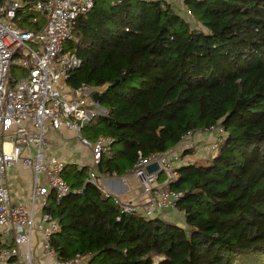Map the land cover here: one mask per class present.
Wrapping results in <instances>:
<instances>
[{
  "label": "trees",
  "instance_id": "16d2710c",
  "mask_svg": "<svg viewBox=\"0 0 264 264\" xmlns=\"http://www.w3.org/2000/svg\"><path fill=\"white\" fill-rule=\"evenodd\" d=\"M34 1L20 9V27L43 26ZM182 4L191 18L170 2L95 0L66 44L82 61L66 82L94 88L106 110L81 131L113 139L99 171L122 175L188 131L223 129L214 153L190 161V148L181 150L177 177L164 185L180 193L184 226L122 212L87 181V167L66 165L69 191L50 192L42 207L59 225L49 240L58 259L264 264V0Z\"/></svg>",
  "mask_w": 264,
  "mask_h": 264
},
{
  "label": "built area",
  "instance_id": "2783aa9c",
  "mask_svg": "<svg viewBox=\"0 0 264 264\" xmlns=\"http://www.w3.org/2000/svg\"><path fill=\"white\" fill-rule=\"evenodd\" d=\"M26 1L0 0V239L10 237L12 240V244L5 243L0 249V264H35L31 245L35 228L43 234L45 255L52 260L46 264H86L87 257L80 254L57 258L49 240L59 230V225L51 214L42 212L39 222H35L37 199L43 207L50 192L60 199L70 189L61 175L64 163L55 157L43 156L47 129L74 130L91 150L92 164L87 181L96 185L122 212L147 217L174 208L180 193L166 189L156 180L160 174L165 177L164 184L177 177L175 164L182 161L181 150L189 147L193 132L183 135L179 149L138 157L130 172L146 195L143 203H133L112 192L106 182L116 173L99 171L97 167L113 139L99 135L89 140L81 134L83 126L105 109L94 100V88L85 83L73 88L66 82L70 72L82 63L79 56L66 49V44L73 38L78 18L92 9L95 0H35L32 8L45 18L43 26L37 30L20 27L17 23L18 13ZM144 1H158L162 7L169 2ZM186 14L192 17L188 11ZM204 131L215 134L211 148L216 151L223 129L213 125ZM5 144L10 145L9 150L5 149ZM17 163L31 168L34 174L29 206L14 203L6 185L7 170ZM153 163H157L158 168L148 173L146 167ZM39 176L44 177L43 182L38 180Z\"/></svg>",
  "mask_w": 264,
  "mask_h": 264
},
{
  "label": "crops",
  "instance_id": "0c3cea01",
  "mask_svg": "<svg viewBox=\"0 0 264 264\" xmlns=\"http://www.w3.org/2000/svg\"><path fill=\"white\" fill-rule=\"evenodd\" d=\"M168 1L174 4V6L180 9V11L183 10L184 14L186 15L187 10L182 4V0ZM29 2L30 0L24 2V6ZM37 19L39 18L37 17ZM214 137L215 134L213 132L198 131L193 134L190 138L191 144L189 145V151H192V153L188 154L187 157L194 156L197 158L205 152L206 155L209 154L208 146L211 149L212 153H214L209 144L214 139ZM45 140L46 144L42 149L44 158L48 159L51 157H55L58 160L62 161L64 163V166L73 165L78 169L87 167L89 170L91 166V150L88 146L81 142L80 137L74 130L65 127L57 130L48 128L45 135ZM179 147L180 144L178 143L172 148L179 149ZM5 149L9 150L10 145L5 144ZM178 163L179 162H177L175 165H177ZM161 175L162 174L158 175L156 183L159 185H165V181L159 180L161 179ZM38 180L40 182H43L44 177L39 176ZM33 184L34 174L32 169L24 166L22 163H17L7 170L6 185L8 187L10 197L14 203H22L29 206L31 203V190ZM106 184L112 192L120 195V197L123 199H128L133 203L140 204L146 200V195L143 194L138 179L130 171H126V173L122 175L116 174V176L109 178ZM42 212L41 200L37 199L34 213L40 216ZM157 216L170 222H174L179 226H184L183 214L175 208L166 209ZM42 238L43 234L41 233V231L35 228L31 239L35 264H46L52 262L51 258H48L45 255L42 246ZM0 240L2 244H12V240L10 237H1Z\"/></svg>",
  "mask_w": 264,
  "mask_h": 264
},
{
  "label": "rangeland",
  "instance_id": "374dc122",
  "mask_svg": "<svg viewBox=\"0 0 264 264\" xmlns=\"http://www.w3.org/2000/svg\"><path fill=\"white\" fill-rule=\"evenodd\" d=\"M180 13H182V15H183V14H184L183 10H181ZM186 15H187V14H186ZM214 139H215V137H214ZM214 139H213V140H214ZM213 140L211 141V143H209V144H210V147H211L212 144L214 143ZM190 144H191V143H190ZM190 144H189V145H190ZM209 144H208V145H209ZM213 152H215V151H213ZM205 153H206V152H205ZM205 153H202V154H201L199 157H197V158H200V157H201V158H202V157H206V156H208L209 154H212V151H211V149L209 148V146H208V153H209V154L206 155ZM197 158L193 156V157H190V158H188V159H189L190 161H193V160H196ZM90 163L92 164V157H91V161H90ZM91 164H90V165H91ZM89 169H90V168H89ZM88 172H89V170H88ZM160 178H161V179H159L160 181H165L163 174L161 175ZM35 222H39V215H36V214H35Z\"/></svg>",
  "mask_w": 264,
  "mask_h": 264
},
{
  "label": "water",
  "instance_id": "95a60500",
  "mask_svg": "<svg viewBox=\"0 0 264 264\" xmlns=\"http://www.w3.org/2000/svg\"><path fill=\"white\" fill-rule=\"evenodd\" d=\"M93 98L94 100L96 101V93L93 95ZM97 102V101H96ZM97 104L99 105V103L97 102ZM104 109V108H103ZM158 168V164L157 163H153V164H150L146 167V171L149 173L155 169Z\"/></svg>",
  "mask_w": 264,
  "mask_h": 264
}]
</instances>
